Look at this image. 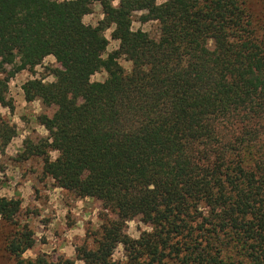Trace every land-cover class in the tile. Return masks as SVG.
Returning <instances> with one entry per match:
<instances>
[{"label":"trees","instance_id":"1","mask_svg":"<svg viewBox=\"0 0 264 264\" xmlns=\"http://www.w3.org/2000/svg\"><path fill=\"white\" fill-rule=\"evenodd\" d=\"M94 1L102 18L83 23ZM112 1L0 0V106L12 107L9 79L51 55L55 79L21 84L25 101L52 107L38 117L47 136L27 149L43 155L57 187L114 214L94 247L75 245V257L264 264V24L251 23L243 0ZM134 12L157 22V37L131 28ZM109 27L117 47L102 56ZM100 69L105 78L91 81ZM13 136L0 115V145ZM18 210V199L0 196V220L17 226L2 244L15 264H73L21 259L34 240ZM135 217L153 231L131 238L125 225ZM117 244L123 260L115 262Z\"/></svg>","mask_w":264,"mask_h":264},{"label":"rangeland","instance_id":"2","mask_svg":"<svg viewBox=\"0 0 264 264\" xmlns=\"http://www.w3.org/2000/svg\"><path fill=\"white\" fill-rule=\"evenodd\" d=\"M243 2L251 23L256 27L264 24V0H243ZM139 13H133L131 28H139L146 31L150 37H157V22L154 20L139 22L137 20ZM101 18V7L97 1H94L90 4V12L82 16V21L94 25ZM110 30L111 27L103 32L107 45L102 56L117 47V40L110 38ZM210 45L211 41L208 40L207 46ZM118 63L124 71L129 70V61L120 57ZM55 65L53 57L47 55L31 72L20 70L7 83V97L12 107L0 106V115L13 127L14 136L5 145H0V191L4 192L3 196L6 198L19 200V210L15 219L18 224H24L31 230L34 240L32 246L27 249H32L37 255L44 254L53 261L69 260L75 264V260L79 259L66 258V254L60 249L69 246L74 249L82 240L88 248L94 247L100 227L105 223L106 218H114V214L104 209L100 201L95 198L78 197L72 191L57 187L52 178L42 171L43 155L31 153L27 149L28 142L36 144L39 139L47 136L41 132V128L46 133L47 130L40 124L38 117L40 114L49 115L52 107L43 106L37 99L25 101L21 84L33 77H43V81H51L49 77L52 76L48 74V70ZM105 76V71L100 69L90 76V80L101 81ZM50 152L47 151L49 159H51ZM128 221H137L135 231L138 232L142 230L140 227L142 224L146 225L137 217ZM127 222L126 234L129 232ZM16 227L14 224L8 225L0 220V264H15L12 255L2 249V244L7 233ZM81 227L84 231L83 237L74 234V230ZM37 232L41 233L39 237L36 235ZM69 236L71 239L68 238ZM117 245L113 250V253H117L115 262L123 260L122 252Z\"/></svg>","mask_w":264,"mask_h":264},{"label":"clouds","instance_id":"3","mask_svg":"<svg viewBox=\"0 0 264 264\" xmlns=\"http://www.w3.org/2000/svg\"><path fill=\"white\" fill-rule=\"evenodd\" d=\"M166 0H155L156 6H160L161 4L165 3ZM118 3V0H113V6H115ZM51 58V57H50ZM50 80L55 79L54 77H49ZM41 132H44L45 135H47L46 131L41 128ZM51 142V141H49ZM60 155L59 150H54L50 152V157H51V161L50 162H55L57 157ZM150 188L152 187L151 185L149 186ZM4 192L0 191V196H3ZM9 196H11V193H9ZM63 214V212H61V215ZM129 224V232L127 233L131 238L133 239H139L140 237V232L135 231V225L137 223V221H128L127 222ZM141 229L143 231L149 232L151 233L153 231V228L149 225H141L140 226ZM74 234H78L80 237L84 236V231L82 229V227L80 229H75L74 230ZM36 235L39 237L41 235L40 232H37ZM69 239H71V236L68 237ZM117 247L121 250H123V245L122 244H118ZM45 251H51V249H45ZM60 251L64 254H66V258L68 259H74L75 257V251L74 249L69 246V247H62L60 249ZM37 258V254L35 251H33L32 249H25V251H23L21 253V259L23 260H32L35 261ZM112 259L115 260L117 259V253H113ZM124 259H126V257H124ZM75 264H84L83 260H75Z\"/></svg>","mask_w":264,"mask_h":264}]
</instances>
